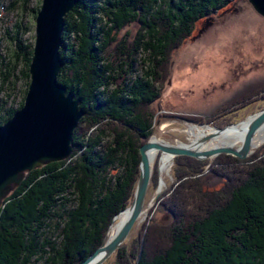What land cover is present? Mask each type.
Segmentation results:
<instances>
[{
    "label": "trees",
    "instance_id": "obj_1",
    "mask_svg": "<svg viewBox=\"0 0 264 264\" xmlns=\"http://www.w3.org/2000/svg\"><path fill=\"white\" fill-rule=\"evenodd\" d=\"M20 1L23 6L30 2ZM221 1L77 0L64 17L58 81L81 99L84 115L74 131L72 154L28 172L5 199L0 264H80L96 250L113 217L128 206L138 178L140 146L152 131L150 106L160 97L156 64L165 62L168 46H175ZM39 9H31L35 19ZM153 14L160 18V34ZM134 20L144 24L148 40L138 38L132 48L121 49L115 65L107 55L117 39L114 31ZM15 27L20 53L9 62V76L20 58L26 88L16 108H6L0 99V124L22 107L30 83L33 43L20 36L24 24ZM140 51L151 67L134 77ZM178 227L166 251L152 258L143 252L138 264H264V161L249 168L223 205Z\"/></svg>",
    "mask_w": 264,
    "mask_h": 264
},
{
    "label": "rangeland",
    "instance_id": "obj_2",
    "mask_svg": "<svg viewBox=\"0 0 264 264\" xmlns=\"http://www.w3.org/2000/svg\"><path fill=\"white\" fill-rule=\"evenodd\" d=\"M183 1L187 5L193 0ZM41 4L42 0H30L28 6H23L20 0H0V99L4 100L6 108L18 107L26 88L22 77L25 67L20 58L14 75L9 76V62L19 52L14 41L15 26L20 22L24 24L20 36L34 46L36 19L31 9L41 7ZM209 10L211 14L196 20L193 27H189V33L180 37L175 46H168L165 62L162 60L156 64L154 84L160 97L150 106L154 114L152 131L144 142L197 145L200 138L212 135L200 146L201 149L224 145L239 148L243 139L235 144L225 143L223 135L231 130L245 133V127L251 120L248 118L264 110V14L251 0H222L217 8L212 9L213 12ZM154 21L159 25L160 18L154 15ZM108 23L112 25L109 20ZM157 30L160 34L161 25ZM114 32L117 39L109 46L107 55H112L115 65L121 61V49L132 48L138 38L148 40L146 27L138 20ZM137 59L134 77L146 74L151 67L147 64L149 59L141 51ZM8 77L3 84L2 81ZM238 123L241 124L237 127L231 126ZM193 127L199 132L192 133ZM225 128V132L218 131ZM250 150L244 158L230 152L200 158L176 154L166 161L163 174L161 160L166 152L157 151L154 158L149 155L153 173L144 214L124 242L101 264H138L143 252L145 258H152L166 251L172 243L174 227L192 225L208 211L223 205L233 189L247 177L249 168L264 161L261 160L264 159V142ZM135 189L136 183L128 206ZM210 195L213 198H208ZM213 200L215 203L211 202ZM128 206L117 214L127 210ZM181 212L184 216L179 217ZM116 217L105 232L104 238L108 235V240L116 235L117 231L109 235L112 224L120 222ZM38 264H44V260Z\"/></svg>",
    "mask_w": 264,
    "mask_h": 264
},
{
    "label": "water",
    "instance_id": "obj_3",
    "mask_svg": "<svg viewBox=\"0 0 264 264\" xmlns=\"http://www.w3.org/2000/svg\"><path fill=\"white\" fill-rule=\"evenodd\" d=\"M251 1L264 14V0ZM76 2L77 0H42L37 12L36 40L29 66L30 83L24 103L10 119L0 124V209L10 192L23 182L27 172L53 161L64 160L73 150L74 129L84 111L80 108L81 99L68 92L66 86L58 81V74L63 67L60 48L63 46L64 17L73 10ZM263 124L264 110L253 117L239 148L217 146L201 150L190 146L145 141L140 147V172L126 219L111 240L107 241L105 237L96 250L80 264L103 263L124 242L144 212L152 179L149 150L158 149L172 155L188 154L199 158L230 152L244 158L250 152L255 132ZM221 130L223 129H218ZM211 136H203L200 142L209 140Z\"/></svg>",
    "mask_w": 264,
    "mask_h": 264
},
{
    "label": "bare ground",
    "instance_id": "obj_4",
    "mask_svg": "<svg viewBox=\"0 0 264 264\" xmlns=\"http://www.w3.org/2000/svg\"><path fill=\"white\" fill-rule=\"evenodd\" d=\"M63 60V59H62ZM64 63V62H63ZM84 111V110H83ZM84 115V114H83ZM83 117V116H82ZM248 119H251L250 120V122L253 120V117H250V118H248ZM248 119H246L245 121H247ZM245 121H243V122H245ZM243 122H241V123H243ZM250 122L249 123H247V125H246V130H247V127H248V125L250 124ZM79 123V122H78ZM241 123H238V124H233V125H231V126H236L237 127V125H240ZM264 125V124H263ZM262 125V126H263ZM77 126H78V124H77ZM76 126V127H77ZM261 126V127H262ZM230 126H228L227 128H229ZM260 127V128H261ZM227 128H225V129H223L222 131H220V133H222V132H225L226 131V129ZM259 128V129H260ZM257 130V132H255V137H253L254 138V140H252V149H255V148H257V147H259V146H261L262 145V143L264 142V126L260 129V130ZM75 130V129H74ZM191 131H192V133H194V134H196L197 132H199V130H197L196 129V127H193V128H191ZM246 133V132H245ZM244 132H241V131H234V130H231V131H228V132H226L224 135H223V137H222V140H224L223 142H229V143H237V142H239V141H241L242 139H244L243 137L245 136L244 134H245ZM73 136H74V133H73ZM153 141V140H152ZM201 141V138L198 140V141H196V144L197 145H190V144H186V145H183V146H190L191 148H194V149H201L200 148V146L201 145H203L206 141H204V142H200ZM157 142H159V141H157ZM164 142V141H163ZM165 143H167V142H165ZM211 143V142H210ZM169 144H171V143H169ZM192 144H193V142H192ZM211 146H212V144H210ZM73 146H74V137H73ZM224 146H228V145H224ZM214 148V147H213ZM210 149V148H209ZM202 150V149H201ZM157 151H160V150H158V149H151V150H149L148 151V156L149 155H152V158H154L155 156H156V154H155V152H157ZM251 151V150H250ZM72 152H73V150H72ZM71 152V153H72ZM71 155V154H70ZM69 155V156H70ZM173 155L172 154H170V153H164V156H163V159L161 160V170H162V174H163V172H164V167H165V164H166V161L167 160H169L168 158H170V157H172ZM190 156H192V155H190ZM153 173V172H152ZM163 184L164 185H166V182L165 181H163ZM148 207H149V205H147ZM143 214H144V212H143ZM142 214V215H143ZM127 215H128V209L127 210H125V211H123V212H121L119 215H117V217L116 218H119V220H120V222H115V223H113L112 224V226L110 227V230H109V235H111V234H113V233H115L116 231L118 232V230L120 229V227H121V225H122V223L124 222V220L126 219V217H127ZM120 226V227H119ZM119 228V229H118ZM118 229V230H117ZM116 232V233H117ZM115 233V234H116ZM115 236V235H114ZM113 236V237H114ZM112 237V238H113ZM111 238V239H112ZM110 239V240H111ZM107 241H109L108 240V235H107Z\"/></svg>",
    "mask_w": 264,
    "mask_h": 264
}]
</instances>
